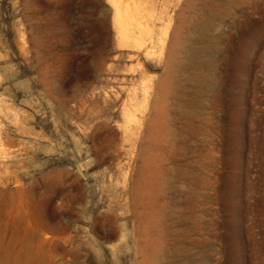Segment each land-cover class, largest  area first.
Instances as JSON below:
<instances>
[{
  "label": "rangeland",
  "instance_id": "374dc122",
  "mask_svg": "<svg viewBox=\"0 0 264 264\" xmlns=\"http://www.w3.org/2000/svg\"><path fill=\"white\" fill-rule=\"evenodd\" d=\"M0 264H264V0H0Z\"/></svg>",
  "mask_w": 264,
  "mask_h": 264
},
{
  "label": "bare ground",
  "instance_id": "6f19581e",
  "mask_svg": "<svg viewBox=\"0 0 264 264\" xmlns=\"http://www.w3.org/2000/svg\"><path fill=\"white\" fill-rule=\"evenodd\" d=\"M134 3H135L134 1L128 2L126 4L127 6L126 7H123V5L121 3H119L118 1H113L112 2L113 6L115 8V11H114V13H115V20L119 24V27L121 29H123L122 31H120V36L122 38H125V39H128L129 38V32H128V27L129 26L127 24L132 23V22L133 23L134 22H137V17H138V14H139L138 13L139 10L136 11L137 10L136 9L137 7H135L136 4H134ZM78 167H79V169H81V166L80 165Z\"/></svg>",
  "mask_w": 264,
  "mask_h": 264
},
{
  "label": "water",
  "instance_id": "95a60500",
  "mask_svg": "<svg viewBox=\"0 0 264 264\" xmlns=\"http://www.w3.org/2000/svg\"><path fill=\"white\" fill-rule=\"evenodd\" d=\"M75 167H76L77 172H78L82 177L85 178V177H86L85 174L83 175L82 173L79 172V170H78V168H77V165H76Z\"/></svg>",
  "mask_w": 264,
  "mask_h": 264
}]
</instances>
